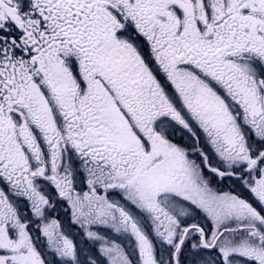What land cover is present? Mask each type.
Here are the masks:
<instances>
[{"label": "snow or ice", "instance_id": "6c2138e0", "mask_svg": "<svg viewBox=\"0 0 264 264\" xmlns=\"http://www.w3.org/2000/svg\"><path fill=\"white\" fill-rule=\"evenodd\" d=\"M0 264H264V0H0Z\"/></svg>", "mask_w": 264, "mask_h": 264}]
</instances>
